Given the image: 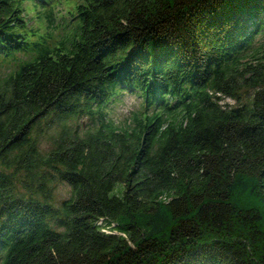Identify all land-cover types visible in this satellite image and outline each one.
Listing matches in <instances>:
<instances>
[{
	"label": "trees",
	"instance_id": "1",
	"mask_svg": "<svg viewBox=\"0 0 264 264\" xmlns=\"http://www.w3.org/2000/svg\"><path fill=\"white\" fill-rule=\"evenodd\" d=\"M60 4L0 0V264H264V0Z\"/></svg>",
	"mask_w": 264,
	"mask_h": 264
},
{
	"label": "rangeland",
	"instance_id": "2",
	"mask_svg": "<svg viewBox=\"0 0 264 264\" xmlns=\"http://www.w3.org/2000/svg\"><path fill=\"white\" fill-rule=\"evenodd\" d=\"M78 0H61V4L56 6V11H58L61 15L62 13L66 14V10L67 9H71L75 2H77ZM24 7H25V11H30L29 12V17L30 19L34 18V22L37 19L36 13L35 11H37L34 8H29L28 4L24 3ZM45 20V19H43ZM36 24H41L40 21H36ZM33 24V23H31ZM255 43L257 44L258 41L255 40ZM9 60V59H7ZM246 60H248V58H246ZM11 61H4L2 59H0V71L2 72V74H4L6 71H8L11 66ZM244 94V95H243ZM253 94L252 91H250V89H246L240 91V95L239 98L242 97L241 99H230V98H226V97H222L220 104H223L225 107L230 108L233 106H239L241 104H243L245 102V100L248 98L249 95ZM141 105V98L138 97L137 95H135L134 93H130L127 91H124L122 93V95L120 96V98L114 102V105L112 106V109L110 110L109 114H110V118L115 121L118 125H124V123H128L129 125H134L132 123V121H129L131 118H133V114L134 113H138V111L140 110V106ZM88 121V119H86V117H80L77 119V122L81 123V124H85ZM52 128L50 131L53 132ZM48 140H44L43 141V146L46 147V150L49 148V144L47 143ZM70 193V188L67 184L59 182L56 184V188L53 191V197H54V202L56 205H58L63 199L67 198L69 196Z\"/></svg>",
	"mask_w": 264,
	"mask_h": 264
}]
</instances>
